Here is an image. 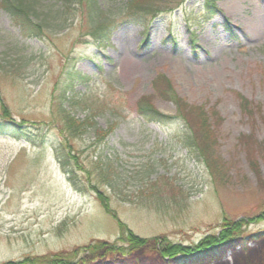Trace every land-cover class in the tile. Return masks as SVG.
<instances>
[{
	"label": "rangeland",
	"instance_id": "1",
	"mask_svg": "<svg viewBox=\"0 0 264 264\" xmlns=\"http://www.w3.org/2000/svg\"><path fill=\"white\" fill-rule=\"evenodd\" d=\"M121 1L97 0L110 10L95 24L65 2L27 37L0 0V117L39 145L0 134V264H172L171 246L239 225L230 253L197 264H264V0H178L146 24L121 21ZM198 132L201 155L182 145Z\"/></svg>",
	"mask_w": 264,
	"mask_h": 264
},
{
	"label": "trees",
	"instance_id": "2",
	"mask_svg": "<svg viewBox=\"0 0 264 264\" xmlns=\"http://www.w3.org/2000/svg\"><path fill=\"white\" fill-rule=\"evenodd\" d=\"M60 6L58 9L54 11H50L49 6H41L37 1L34 0H2L1 6L3 11L8 15L10 18V21L12 25L19 29V32L22 34H25L27 37H35L38 36L39 31H41L43 28L40 25V22L42 24L43 19H41L40 16L46 17L48 16L51 20H57L61 14H63L64 6L66 7L65 2H70L71 0H56ZM85 2L86 6L85 8L88 10H91L90 14V20L95 24L96 21H98L100 18H104L106 16V10H110V5H105L104 8L100 7L97 3V0H77V2ZM178 0H122L120 2L121 7L118 12L120 16H122L121 21L125 22H131V23H140L143 24L145 22L148 23V19L155 20L160 15L164 13V9L168 7H172V4H177ZM204 6L206 8V11L212 10L213 2L211 3H204ZM39 9H45L47 8L46 13H38ZM166 10V9H165ZM45 14V15H44ZM92 15V16H91ZM214 15V14H213ZM211 15V16H213ZM45 22V21H44ZM65 23L66 20H61L60 22H56L57 31H62L65 29ZM116 21L109 22V26L105 27L102 31L104 35L110 36V32L113 31V28L115 26ZM46 24L43 26L45 27ZM95 42L97 43H105L104 39H98L95 38ZM143 43H146L145 40ZM154 88L157 89V82L154 83ZM242 106H244V109L246 103L243 102ZM141 115L148 119L149 122H163L162 124H168L170 125L171 122H173V119H169L158 112H155L153 110L149 109H141ZM202 116L201 118H197L200 127L199 131L200 134H203L207 137H205L208 141L209 139L214 140V134L212 133V129L208 125L207 122H205V118L202 113L200 114ZM205 119V120H203ZM202 120V121H201ZM184 121V125L181 128H178L177 131H190L192 132V128L189 125V123ZM18 123L11 121L9 118H1L0 117V134L3 132H14L18 135L20 138H24L25 142L30 144L32 147H38V143L27 133V132H20L19 130L26 127H20ZM72 131L71 124H69L66 127V130ZM76 131H84L87 126H76L74 127ZM175 131V130H174ZM212 133V134H211ZM186 136V135H185ZM199 136V132L193 133L191 135L188 134L186 138H183L182 145L186 147L187 149H191V152L194 154L197 152L198 155H201L199 151L196 148L195 141L192 140L193 138ZM17 137V138H18ZM192 137V138H191ZM205 144V143H204ZM207 147V146H206ZM208 148V147H207ZM54 153L56 159L59 161V165L62 169V171L69 177L71 174L76 173V167L75 164L71 163V157L69 152L65 148H61L59 145L54 148ZM235 225V224H234ZM231 227L230 226H227ZM243 227V226H242ZM226 228V229H227ZM229 231V230H228ZM244 234H241V225H239V228L231 229L230 234L228 236H225L224 233L220 238H213L208 237L204 240V242H200L199 244L191 247H183V246H171L167 252V254L162 253L160 255L161 257H164L165 255L170 257V259L174 260L175 264H197L201 261L205 260L209 255L214 254V252L218 249L223 248L224 246L230 244L231 241L234 240H242ZM145 243V242H144ZM143 243V244H144ZM208 249H210L208 251ZM10 264V263H8Z\"/></svg>",
	"mask_w": 264,
	"mask_h": 264
},
{
	"label": "bare ground",
	"instance_id": "3",
	"mask_svg": "<svg viewBox=\"0 0 264 264\" xmlns=\"http://www.w3.org/2000/svg\"><path fill=\"white\" fill-rule=\"evenodd\" d=\"M237 25H239V26L243 27L242 23H237ZM248 28H249V27H248Z\"/></svg>",
	"mask_w": 264,
	"mask_h": 264
}]
</instances>
